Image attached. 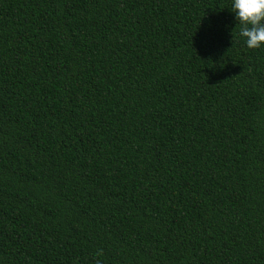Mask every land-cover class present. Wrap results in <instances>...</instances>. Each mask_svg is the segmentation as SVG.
Instances as JSON below:
<instances>
[{
	"label": "trees",
	"instance_id": "16d2710c",
	"mask_svg": "<svg viewBox=\"0 0 264 264\" xmlns=\"http://www.w3.org/2000/svg\"><path fill=\"white\" fill-rule=\"evenodd\" d=\"M233 0H0V264H264V47Z\"/></svg>",
	"mask_w": 264,
	"mask_h": 264
},
{
	"label": "clouds",
	"instance_id": "9594fccd",
	"mask_svg": "<svg viewBox=\"0 0 264 264\" xmlns=\"http://www.w3.org/2000/svg\"><path fill=\"white\" fill-rule=\"evenodd\" d=\"M230 11L235 15L247 48L264 47V0H233Z\"/></svg>",
	"mask_w": 264,
	"mask_h": 264
}]
</instances>
